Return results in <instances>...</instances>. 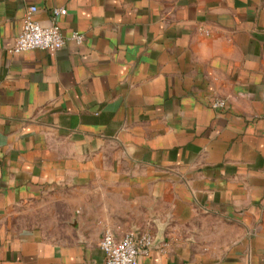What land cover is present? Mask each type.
Segmentation results:
<instances>
[{
  "label": "crops",
  "instance_id": "0c3cea01",
  "mask_svg": "<svg viewBox=\"0 0 264 264\" xmlns=\"http://www.w3.org/2000/svg\"><path fill=\"white\" fill-rule=\"evenodd\" d=\"M31 7L62 49L11 52ZM106 231L264 264V0H0V264H104Z\"/></svg>",
  "mask_w": 264,
  "mask_h": 264
},
{
  "label": "built area",
  "instance_id": "2783aa9c",
  "mask_svg": "<svg viewBox=\"0 0 264 264\" xmlns=\"http://www.w3.org/2000/svg\"><path fill=\"white\" fill-rule=\"evenodd\" d=\"M38 9L31 7L24 15L23 31L15 41L11 52L22 54L30 51H58L67 41L60 28L54 24L43 27L34 16ZM65 9H54L53 17L66 15ZM70 40L81 44L83 35L78 33L70 36ZM214 109H224L226 102L217 99L212 102ZM155 244V237L151 233L130 231L121 239H117L110 231H106L100 241V248L105 254L104 264H140L139 258L149 256Z\"/></svg>",
  "mask_w": 264,
  "mask_h": 264
},
{
  "label": "water",
  "instance_id": "95a60500",
  "mask_svg": "<svg viewBox=\"0 0 264 264\" xmlns=\"http://www.w3.org/2000/svg\"><path fill=\"white\" fill-rule=\"evenodd\" d=\"M155 245V244H154Z\"/></svg>",
  "mask_w": 264,
  "mask_h": 264
}]
</instances>
